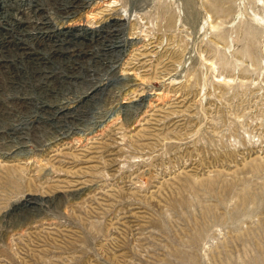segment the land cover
<instances>
[{
    "label": "rangeland",
    "instance_id": "1",
    "mask_svg": "<svg viewBox=\"0 0 264 264\" xmlns=\"http://www.w3.org/2000/svg\"><path fill=\"white\" fill-rule=\"evenodd\" d=\"M3 26L50 59L0 44V264H264V0H0Z\"/></svg>",
    "mask_w": 264,
    "mask_h": 264
},
{
    "label": "bare ground",
    "instance_id": "2",
    "mask_svg": "<svg viewBox=\"0 0 264 264\" xmlns=\"http://www.w3.org/2000/svg\"><path fill=\"white\" fill-rule=\"evenodd\" d=\"M21 2V1H20ZM31 2V1H30ZM40 2V1H39ZM44 3V2H43ZM42 3V4H43ZM7 5V4H6ZM3 7V6H2ZM43 11V10H42ZM8 12V11H7ZM3 13V12H2ZM3 15V14H2ZM6 19V18H5ZM114 19V18H113ZM40 20V19H39ZM47 21V20H46ZM51 21V20H50ZM47 22H49V21H47ZM47 22H42L41 21V28H43V27H45L46 25L45 24H47ZM8 23V22H7ZM8 25L10 26V27H12L13 29L15 28H17V30L19 29V28H24L25 26V24H24V22H21V21H16V20H13V21H11V22H9L8 23ZM102 26V25H101ZM9 27V28H10ZM117 27V26H116ZM1 28V27H0ZM12 28H10V30H12ZM3 29H4V31H3V33H2V37L0 38V44H1V46L2 47H5L6 49H5V51L6 52H8V53H10V52H15L16 50L18 51V49H21L22 51V53H26L27 55H26V57L28 58V62H34L33 61V59H32V57L31 56H35V57H40L41 59H43V60H49L50 59V55L49 54H47L46 52H44V51H42V49L40 48V47H37L38 49H40V50H37V49H35V48H33V47H31V45H32V43L31 42H29L27 39H24V38H21V37H16V35H14L12 32H10L9 33V30H8V28L6 27V26H3ZM69 31L70 30H61V29H59V30H57L55 33H57V34H63V35H69ZM2 32V31H1ZM38 32V31H37ZM74 32V31H73ZM14 33H16V32H14ZM22 33V32H21ZM36 33V32H35ZM39 33V32H38ZM86 33V32H85ZM18 34V33H17ZM109 34V33H108ZM45 35H47V34H45ZM78 35H79V33H78ZM29 36H31L34 40L35 39H40V38H42V37H44V36H39L38 34H32V33H29ZM74 36V35H73ZM85 36V35H84ZM64 37V36H63ZM51 38V37H50ZM63 40V39H62ZM80 41V40H79ZM92 41V40H91ZM5 42H7V45H5L4 46V44H5ZM59 43V42H58ZM9 45H11V47L9 46ZM2 47H1V49H2ZM3 50V49H2ZM53 51L54 50H60L59 48H54V49H52ZM124 50V49H123ZM14 54H17V52H15ZM7 55V54H6ZM7 57V56H6ZM22 57V56H21ZM16 58H12V60H15ZM23 60H25V59H23ZM5 61H8V59H5ZM51 61V60H50ZM17 63H22V61H21V59H20V61L19 62H17ZM16 62H14V61H11L8 65L9 66H13V67H15V65L17 64ZM31 64V63H30ZM18 65V64H17ZM46 65V64H45ZM19 66V65H18ZM17 66V67H18ZM44 66V65H43ZM27 67V66H26ZM14 69V68H13ZM106 69V68H105ZM51 72V71H50ZM9 74V73H8ZM98 74V73H97ZM94 77V76H93ZM104 78V77H103ZM99 84V83H98ZM49 85V84H48ZM51 88V87H50ZM62 98V97H61ZM12 99V98H11ZM71 101V100H70ZM123 105V104H122ZM56 110V109H55ZM29 115V114H28ZM60 121V120H59Z\"/></svg>",
    "mask_w": 264,
    "mask_h": 264
}]
</instances>
